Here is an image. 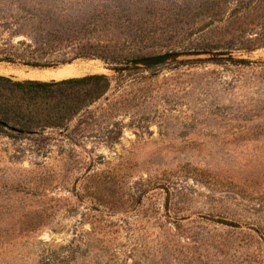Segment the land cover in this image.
<instances>
[{"label": "rangeland", "instance_id": "374dc122", "mask_svg": "<svg viewBox=\"0 0 264 264\" xmlns=\"http://www.w3.org/2000/svg\"><path fill=\"white\" fill-rule=\"evenodd\" d=\"M82 10L144 27L143 58L198 52L234 10L264 25V0H0V57L48 65L0 62V76L95 64L73 78L111 80L63 128L0 129V264H264V48L122 74L127 62L72 59L75 45L13 48L59 37Z\"/></svg>", "mask_w": 264, "mask_h": 264}, {"label": "trees", "instance_id": "16d2710c", "mask_svg": "<svg viewBox=\"0 0 264 264\" xmlns=\"http://www.w3.org/2000/svg\"><path fill=\"white\" fill-rule=\"evenodd\" d=\"M86 10L80 12V18L71 19L65 15L59 37L31 38L30 43L21 41L18 47L32 49V54L50 50L58 46H76L79 51L72 59L97 58L108 66L121 65L147 56L143 46L147 30L141 25L133 27L127 16L114 12H103L86 17ZM70 14V13H68ZM236 10L231 14L235 20L226 26L215 28L221 39L208 42L194 49L198 52L254 51L264 48V37L249 38L257 27L255 23H237ZM74 20V21H72ZM230 22V21H229ZM228 22V23H229ZM55 30V29H54ZM7 50V49H4ZM0 62L22 63L25 66L45 67L33 60H24L17 53L3 54ZM234 64H247L245 60H232ZM63 64L65 61L62 62ZM184 61L180 64H193ZM153 67L140 69L149 70ZM121 77V76H119ZM111 80L105 75H88L60 81H13L0 76V129L22 134L34 133L47 128L60 129L74 120L82 111L104 97L109 91Z\"/></svg>", "mask_w": 264, "mask_h": 264}, {"label": "water", "instance_id": "95a60500", "mask_svg": "<svg viewBox=\"0 0 264 264\" xmlns=\"http://www.w3.org/2000/svg\"><path fill=\"white\" fill-rule=\"evenodd\" d=\"M185 55H192V56H199V55H213V56H218V57H227L229 55L226 54H216V53H211V52H192V53H165L162 55H157L153 57H147L143 59H138V60H133L130 62H127L124 66H119L115 67L113 69L115 72H119L122 74L123 72H128V71H133L137 70L140 67L138 66H143L145 68L148 67H155L164 64L167 61L173 60L175 58H178L180 56H185ZM231 60V59H227ZM131 66V67H130Z\"/></svg>", "mask_w": 264, "mask_h": 264}, {"label": "bare ground", "instance_id": "6f19581e", "mask_svg": "<svg viewBox=\"0 0 264 264\" xmlns=\"http://www.w3.org/2000/svg\"><path fill=\"white\" fill-rule=\"evenodd\" d=\"M94 70H105L100 65L95 64H88L82 67H76V68H64L60 70H56L54 72H43L40 74L33 75V78L35 79H53L56 81L64 80V79H71L73 77L81 76V74H84L89 71Z\"/></svg>", "mask_w": 264, "mask_h": 264}]
</instances>
